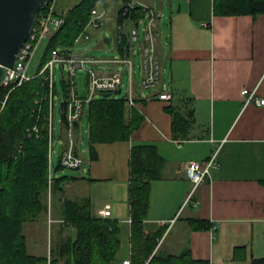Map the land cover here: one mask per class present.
<instances>
[{"label": "crops", "instance_id": "crops-1", "mask_svg": "<svg viewBox=\"0 0 264 264\" xmlns=\"http://www.w3.org/2000/svg\"><path fill=\"white\" fill-rule=\"evenodd\" d=\"M81 1L54 0V10L62 14ZM139 1L161 12L156 40L159 82L153 88L143 86L137 46L130 51V66L118 47V38L120 58L98 61L122 67L99 73L119 75L122 91L124 76L128 75L126 99L143 120L129 141L97 143V158L90 157L85 167L88 175L66 179L61 188L65 192L80 182L94 186L91 193L79 198L91 199L95 216L119 222L120 247L110 264H130L131 147L154 144L166 159L161 177L152 183L144 221L146 232H164L156 251L167 256L189 249L194 259L210 264H264L256 261L264 259V105L254 101L246 104L242 94L246 88L264 98V13L217 15L214 0ZM138 8L144 15L132 18L128 26H139L142 42L149 14L141 5ZM136 54L140 57L139 81L134 69ZM162 63H170V73L168 80L161 82ZM161 93H170L172 99L162 100ZM171 104L180 111L193 110L194 124L187 139L173 138V118L166 110ZM80 125L81 120L79 129ZM78 134L79 130L76 143ZM217 148L220 167L212 169L211 176L193 191L184 165L208 160ZM66 199L73 198L62 196L61 209ZM193 219L203 220L209 227L194 228ZM61 225L57 230L60 237L70 232L62 242L66 244L75 233L70 226ZM47 256L63 258L52 246Z\"/></svg>", "mask_w": 264, "mask_h": 264}, {"label": "trees", "instance_id": "trees-1", "mask_svg": "<svg viewBox=\"0 0 264 264\" xmlns=\"http://www.w3.org/2000/svg\"><path fill=\"white\" fill-rule=\"evenodd\" d=\"M100 1L82 0L60 14L65 22L49 37L41 62L42 68L52 59L57 48H61L63 55L68 56L77 37L87 27L92 9L98 7ZM213 7L217 15H258L264 13V0H214ZM46 9L47 6L42 5L38 18ZM143 15L141 9L134 8L131 17ZM118 47L123 51L125 47H129L126 35L119 39ZM62 83V123L65 125L75 83L71 78H64ZM44 90L46 91V81L39 75L13 89L4 106L0 101V264H110L120 247L121 225L116 220L95 216L90 198L66 199L63 202L61 221L74 230L75 236H70L66 244H61L62 259L32 254L28 250L24 224L39 219L48 211L44 198L49 189L50 177L49 99L42 102L43 113L33 111L35 96L36 100L40 95L42 97ZM5 94L6 90L1 89V100ZM127 101L125 97L100 96L87 103L91 159L97 158V143L129 141L133 131L140 126L142 114L137 108L130 107ZM166 110L173 118V138L187 139L194 124L193 110L188 108L180 111L172 104ZM36 125L38 132L34 131ZM78 130L79 122L75 124V135ZM74 151L78 153L77 147ZM165 163L166 159L159 153L156 145H132L129 161L132 242L130 264H210L208 260L194 259L189 249L176 255L159 254L156 249L163 230L154 233L145 230L144 221L150 207L152 183L161 177ZM61 167L60 163L57 169ZM76 178H53V187L62 189L64 180ZM190 222L194 228L209 227L203 220L193 219ZM256 261L264 263V259Z\"/></svg>", "mask_w": 264, "mask_h": 264}, {"label": "built area", "instance_id": "built-area-1", "mask_svg": "<svg viewBox=\"0 0 264 264\" xmlns=\"http://www.w3.org/2000/svg\"><path fill=\"white\" fill-rule=\"evenodd\" d=\"M106 1L101 0L99 6L92 9V17L85 28V30L77 37L76 42H79L81 38H90V34L87 29L89 25L95 27H101L105 21V16L107 14V9L102 8ZM117 1V0H114ZM121 1V7L118 11V23H117V34L120 39L122 36L126 35L128 37L129 47L124 49L126 54L125 61L132 66L133 60L130 56V51L134 46H137L140 57H141V68L143 71L142 84L145 88H153L159 82L160 77V63L157 57L156 40H157V28L158 22L161 19V12L147 4L141 3L139 0H133L125 2ZM54 0H43V4L47 6L45 13H43L35 22V25L26 40V42L21 47L15 65L8 69L7 77L4 81L3 86L0 88L6 90L5 97L2 101L4 106L10 92L23 85L25 82L42 75L46 81V91L49 94L50 103V125H49V135H50V151L53 142V129L51 122V111L52 103L54 101V95L56 92V82L54 81L53 68L56 61H61L67 63L71 78L74 77L79 68L86 69L89 74V94L87 97L79 96L76 92V87H73L72 98L68 103V108L66 112L67 123L65 126V131L67 135V140L65 146L61 152L60 163L63 167H69L74 169L81 168L85 160L84 158L74 151L76 141L74 138L75 124L79 122L84 113L86 112L87 103L100 95L103 92H113L116 94L120 89V78L117 74H101L94 67V64L98 62L97 59L90 55H69L62 56L57 51L52 54V59L48 61L38 74L31 75L28 73V66L31 59L37 52L38 48L44 40H48L49 37L55 33L65 22L62 15L58 14L54 10L53 6ZM141 5L146 11H148L149 18L147 20V25L144 30V39L141 42L139 39V26L133 27L128 30V23L132 19L131 14L133 9ZM73 81V80H72ZM74 83V81H73ZM242 94L245 97L246 104L251 101L256 102L259 105H264V98H259L255 95V91H250L249 89H244ZM101 96V95H100ZM160 98L162 100H171L172 95L170 93H161ZM46 99V98H44ZM44 99H37L36 102L42 105ZM131 105H135L133 100H130ZM2 106V108H3ZM34 131L38 132L39 128L36 125ZM219 148L213 153V155L206 161H190L187 162L184 167L187 177L193 182V191L204 183L207 177L211 176V171L214 168H219L220 163L218 160ZM53 167L50 164V180L52 181ZM125 264H129L128 261Z\"/></svg>", "mask_w": 264, "mask_h": 264}, {"label": "rangeland", "instance_id": "rangeland-1", "mask_svg": "<svg viewBox=\"0 0 264 264\" xmlns=\"http://www.w3.org/2000/svg\"><path fill=\"white\" fill-rule=\"evenodd\" d=\"M121 7V2L109 0L106 1L102 8L107 9V14L105 16V21L101 27H95L93 25H89L87 31L90 34V38H81L79 42H76L71 48L67 55H90L97 60L101 59H113L115 57L120 58L119 52L117 50V18L118 11ZM145 25L140 26V29H143ZM130 29V27H127ZM165 30V27H164ZM166 35V34H165ZM164 35V36H165ZM163 36V37H164ZM106 39H109L110 42H107ZM48 40H44L37 52L33 56L28 66V73L31 75L38 74L42 67L41 62L44 55V51L46 49ZM58 53L64 56V51L61 48H57ZM134 69L136 73V80L139 81L141 76L140 71V57L139 54L135 55L134 60ZM163 64V63H162ZM94 67L98 72H107V71H116L122 67V64L112 63V62H97L94 64ZM108 73V72H107ZM170 73V63H166L162 65V76L161 82L164 80H168ZM53 78L56 82V92L54 95V101L52 103V111H51V122L53 129V142L51 145V151L49 153V164L53 167L52 178L63 177V176H71V177H79L86 176L88 172H86L85 167L88 168L90 164V154L88 151V118L87 113L85 112L82 119L81 125L78 134V140L76 143V147L80 155L84 158L85 163L82 168L74 169L69 167H61L57 169L60 164L61 152L63 147L65 146V135L63 133L65 131V126L62 123V107L61 101L63 98V83L62 80L64 78L71 77L70 70L67 63H63L61 61H56L53 68ZM42 76V75H41ZM44 77V76H43ZM76 87V92L79 96L87 97L89 94V74L86 69L79 68L74 77H72ZM127 84H128V75L124 76V85L123 91L120 94H114L115 97H125L127 98ZM46 92V93H45ZM45 93V94H44ZM44 94V95H43ZM49 94L47 91L42 92L41 95L37 97L39 100L46 97ZM100 97V95H97ZM95 97V98H97ZM49 113L48 120L50 119V103L48 104ZM38 109V110H37ZM34 113H43L44 105H40L36 102V96L34 99ZM50 125V120H49ZM50 137V135H49ZM74 138L76 141V135L74 133ZM64 141V143H63ZM94 186L87 185L84 182L74 183L69 187L65 188V192L63 189H54L53 187V179L50 180L49 177V189L45 195V201L48 204L47 213L40 216L39 219L34 220L32 222H28L24 224V233L27 236L28 250L32 254L37 255H47L52 248L59 251L61 249V243L65 240L70 232L63 233L62 237L57 233L58 228L62 229L61 222V207L60 204L62 202V196H66L69 198H79L88 195L93 191ZM58 198L60 201H58ZM55 220V221H54ZM67 231V230H66Z\"/></svg>", "mask_w": 264, "mask_h": 264}, {"label": "water", "instance_id": "water-1", "mask_svg": "<svg viewBox=\"0 0 264 264\" xmlns=\"http://www.w3.org/2000/svg\"><path fill=\"white\" fill-rule=\"evenodd\" d=\"M42 4L43 0H0V88L7 77L8 69L15 65ZM106 41L110 42L109 39ZM121 92L119 89L117 94ZM100 95L109 98L113 96V92H103Z\"/></svg>", "mask_w": 264, "mask_h": 264}]
</instances>
